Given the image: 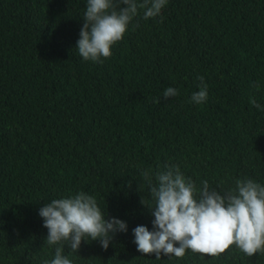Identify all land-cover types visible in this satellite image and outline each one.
I'll use <instances>...</instances> for the list:
<instances>
[{
	"label": "trees",
	"instance_id": "trees-1",
	"mask_svg": "<svg viewBox=\"0 0 264 264\" xmlns=\"http://www.w3.org/2000/svg\"><path fill=\"white\" fill-rule=\"evenodd\" d=\"M86 6L0 0V264H50L61 246L72 264H264L235 245L157 260L133 242L154 219L144 171L155 185L178 167L197 199L203 181L221 194L264 186V0H168L147 20L138 9L102 63L76 49ZM169 87L178 95L164 99ZM80 192L127 224L107 250L46 242L39 209Z\"/></svg>",
	"mask_w": 264,
	"mask_h": 264
},
{
	"label": "clouds",
	"instance_id": "clouds-1",
	"mask_svg": "<svg viewBox=\"0 0 264 264\" xmlns=\"http://www.w3.org/2000/svg\"><path fill=\"white\" fill-rule=\"evenodd\" d=\"M167 3L168 0H87L76 45L79 55L84 61L102 63L111 57L112 47L123 39L138 9L144 10L143 18L147 20L159 16ZM198 79L200 90L191 97L196 104L208 98L204 78ZM176 95L178 92L172 87L163 93L164 99ZM154 102L159 103V98ZM250 103L257 109L261 107L254 98H250ZM149 171L142 172V176L156 202L155 207L148 208L154 219L152 231L143 225L133 229L138 252L154 254L157 260L161 254L182 258L187 250L218 257L233 245L248 257L264 252V186L251 179L238 180L235 190L221 194L210 190L207 181H203L197 199L194 183L178 167L156 173L155 185ZM141 203L144 205L143 199ZM38 214L48 230L47 244L67 242L73 252L89 239L107 250L117 233L128 230L124 221L106 220L96 199L83 192L54 199L44 204ZM62 252V246L56 247L50 264H72Z\"/></svg>",
	"mask_w": 264,
	"mask_h": 264
}]
</instances>
